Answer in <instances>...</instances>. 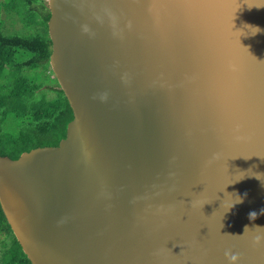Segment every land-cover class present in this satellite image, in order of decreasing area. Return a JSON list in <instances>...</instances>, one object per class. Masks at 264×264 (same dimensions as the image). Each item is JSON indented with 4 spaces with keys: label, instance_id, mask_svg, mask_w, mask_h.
I'll return each instance as SVG.
<instances>
[{
    "label": "water",
    "instance_id": "1",
    "mask_svg": "<svg viewBox=\"0 0 264 264\" xmlns=\"http://www.w3.org/2000/svg\"><path fill=\"white\" fill-rule=\"evenodd\" d=\"M47 7L73 119L0 156L30 264H264V0Z\"/></svg>",
    "mask_w": 264,
    "mask_h": 264
},
{
    "label": "trees",
    "instance_id": "2",
    "mask_svg": "<svg viewBox=\"0 0 264 264\" xmlns=\"http://www.w3.org/2000/svg\"><path fill=\"white\" fill-rule=\"evenodd\" d=\"M7 1L2 3L4 7L8 6ZM12 2L19 4L16 9L22 16L17 17L20 27L11 33L3 30L0 21V156L15 160L33 149L57 146L65 138L73 114L55 78L56 86L49 87L43 82H31L26 74L51 71L47 2L39 1L37 5L34 0ZM18 52L27 57L17 61ZM43 89L54 92L53 96H38ZM4 234H10L13 241L2 264H30L0 208V239Z\"/></svg>",
    "mask_w": 264,
    "mask_h": 264
},
{
    "label": "rangeland",
    "instance_id": "3",
    "mask_svg": "<svg viewBox=\"0 0 264 264\" xmlns=\"http://www.w3.org/2000/svg\"><path fill=\"white\" fill-rule=\"evenodd\" d=\"M39 1H46L47 0H34V5H37L38 3H40ZM1 2V1H0ZM5 0H2V3H4ZM1 6L3 8H0V21L2 22V28L4 31L11 33L13 31H16L14 29H18L20 27L19 25V18H21V14H20V10L16 9L19 7V4H14L12 2V0H8L6 5H8L7 7H4V5ZM14 7V8H13ZM7 11H6V10ZM27 55L24 53H20L18 52L15 55V59L17 61L22 60L24 58H26ZM26 74L29 76V79L31 82H43L45 86H49V87H55L56 83L54 81V77L52 74V71L48 70L47 72L42 71V70H37V71H33V72H26ZM48 74V75H47ZM52 74V75H51ZM54 92L52 91H47V89H43L42 91H40L37 95H43L48 97L53 96ZM12 236L10 234H4L3 238L0 239V264L3 263V259L4 256H7V252L9 251L10 245L12 244Z\"/></svg>",
    "mask_w": 264,
    "mask_h": 264
},
{
    "label": "clouds",
    "instance_id": "4",
    "mask_svg": "<svg viewBox=\"0 0 264 264\" xmlns=\"http://www.w3.org/2000/svg\"><path fill=\"white\" fill-rule=\"evenodd\" d=\"M252 216H253V214L249 213V218H251ZM226 255H228V254H226ZM236 259H237V257L235 255H231V260L232 261H235Z\"/></svg>",
    "mask_w": 264,
    "mask_h": 264
}]
</instances>
